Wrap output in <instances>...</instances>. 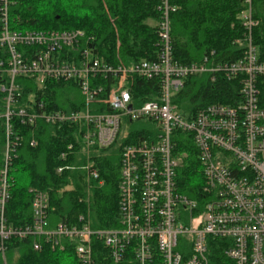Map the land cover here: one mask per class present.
Segmentation results:
<instances>
[{
  "label": "built area",
  "instance_id": "obj_1",
  "mask_svg": "<svg viewBox=\"0 0 264 264\" xmlns=\"http://www.w3.org/2000/svg\"><path fill=\"white\" fill-rule=\"evenodd\" d=\"M171 0H160L158 54L127 66L121 60L106 63L97 56L92 39L80 30L19 31L11 29L12 2L0 0V136L4 139L0 166V254L6 242L38 237L53 250L63 240L76 242L81 264H94L93 241L101 243L114 263L132 256L135 264H264V61H260L253 31L254 0H242L238 15L243 47L234 62H216L215 52L202 61L183 65L174 60L170 15ZM208 75L212 84L222 77L235 83L228 103H211L184 114L175 98L187 78ZM138 81L155 82L152 100L138 97ZM34 83L36 93L23 103L24 91ZM50 84H73L81 103L75 110H56L38 99ZM152 88V87H150ZM138 123L139 127L132 125ZM45 124L72 130L75 143L59 155L58 173L72 170L69 163L81 147L89 180H99L90 161L93 149L122 144L119 179L120 225L93 230L84 216L79 225L60 222L46 229L47 193L33 195L31 225L13 227L7 219L11 198V169L31 130ZM126 134L122 136V131ZM34 133V135H33ZM180 136H186L198 162V191L185 194L179 187ZM100 182V181H99ZM41 241L34 243L40 250Z\"/></svg>",
  "mask_w": 264,
  "mask_h": 264
},
{
  "label": "trees",
  "instance_id": "obj_2",
  "mask_svg": "<svg viewBox=\"0 0 264 264\" xmlns=\"http://www.w3.org/2000/svg\"><path fill=\"white\" fill-rule=\"evenodd\" d=\"M11 29L19 31L80 30L86 39H92L94 52L106 63L121 60L130 66L137 62L156 60L158 54V20L160 0H10ZM177 11L170 15V35L174 60L183 65L202 61L215 52L216 62H234L243 47L235 44L242 37L238 15L243 10L242 0H171ZM254 17L259 26L253 31L260 61H264V0H254ZM118 59V60H117ZM208 75L186 79L184 88L175 98L180 109L195 112L211 103H228L236 94L235 83L218 77L215 83ZM138 97L152 100L157 95L156 84L138 81ZM152 87V88H150ZM22 102L28 101L36 86L31 83L24 91ZM50 102L56 110H75L81 103L80 91L73 84H50L38 99ZM31 130H24V139L11 169V198L7 205V219L13 227L32 224L33 195L30 189L49 196L46 229L53 230L60 222L79 225V217L87 218L93 230L115 229L120 225L119 179L121 146L141 137L130 133L123 141L108 149H93L90 161L99 172V180H89L82 170L84 153L77 146L69 163L72 170L57 172L63 165L59 155L76 139L72 130L41 124L35 130L37 146L30 147ZM178 151L185 153L178 170L179 187L185 194L198 191V162L195 151L186 136H180ZM122 143V144H120ZM4 139L0 136V166ZM100 181V182H99ZM41 241L40 250L34 243ZM63 250H53L38 237L19 240L11 238L5 244V256L0 264H81L75 253L76 242L62 241ZM94 264H135L132 256L114 263L107 249L93 241Z\"/></svg>",
  "mask_w": 264,
  "mask_h": 264
},
{
  "label": "rangeland",
  "instance_id": "obj_3",
  "mask_svg": "<svg viewBox=\"0 0 264 264\" xmlns=\"http://www.w3.org/2000/svg\"><path fill=\"white\" fill-rule=\"evenodd\" d=\"M132 126H133L134 128L139 127L138 123H135V124H133ZM125 134H126V130L124 129V130L122 131V136L125 135ZM200 182H201V181H200L199 178H196V179L194 180V183H200Z\"/></svg>",
  "mask_w": 264,
  "mask_h": 264
}]
</instances>
